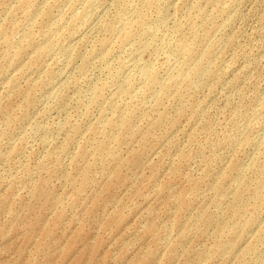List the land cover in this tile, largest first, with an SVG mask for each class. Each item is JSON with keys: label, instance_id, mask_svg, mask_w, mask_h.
I'll return each mask as SVG.
<instances>
[{"label": "rangeland", "instance_id": "rangeland-1", "mask_svg": "<svg viewBox=\"0 0 264 264\" xmlns=\"http://www.w3.org/2000/svg\"><path fill=\"white\" fill-rule=\"evenodd\" d=\"M0 264H264V0H0Z\"/></svg>", "mask_w": 264, "mask_h": 264}]
</instances>
